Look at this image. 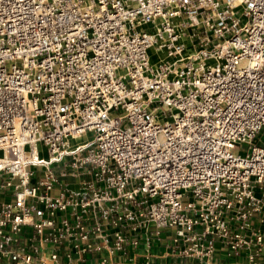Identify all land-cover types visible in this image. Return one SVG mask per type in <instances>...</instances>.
Returning <instances> with one entry per match:
<instances>
[{
    "label": "built area",
    "instance_id": "2783aa9c",
    "mask_svg": "<svg viewBox=\"0 0 264 264\" xmlns=\"http://www.w3.org/2000/svg\"><path fill=\"white\" fill-rule=\"evenodd\" d=\"M262 131L264 0H0V264H264Z\"/></svg>",
    "mask_w": 264,
    "mask_h": 264
},
{
    "label": "crops",
    "instance_id": "0c3cea01",
    "mask_svg": "<svg viewBox=\"0 0 264 264\" xmlns=\"http://www.w3.org/2000/svg\"><path fill=\"white\" fill-rule=\"evenodd\" d=\"M169 235L170 233L168 231H164L158 237H152V247L150 248V254L148 256L150 264H181L172 254L173 248L169 245ZM133 254L127 257L131 263L142 264L145 261L141 251ZM215 260L217 264H235L236 262L234 258L229 257L225 250L221 248ZM240 261L245 262V259L242 257ZM88 263L86 262V264Z\"/></svg>",
    "mask_w": 264,
    "mask_h": 264
},
{
    "label": "rangeland",
    "instance_id": "374dc122",
    "mask_svg": "<svg viewBox=\"0 0 264 264\" xmlns=\"http://www.w3.org/2000/svg\"><path fill=\"white\" fill-rule=\"evenodd\" d=\"M159 57H162V55H160ZM258 137H261L262 139H264V132H263V131L260 132L259 135H258ZM258 137H257V138H258ZM85 138H86V135H82V136L79 137L78 139H74V140H72V141H73V143H78V142L84 140ZM247 147H248V145H246V144H242V145L240 146L241 149H246Z\"/></svg>",
    "mask_w": 264,
    "mask_h": 264
},
{
    "label": "bare ground",
    "instance_id": "6f19581e",
    "mask_svg": "<svg viewBox=\"0 0 264 264\" xmlns=\"http://www.w3.org/2000/svg\"><path fill=\"white\" fill-rule=\"evenodd\" d=\"M159 56H160V55H159ZM159 56H158V57H159ZM158 59H159V61H161V62L164 61V60H167L166 57H164L163 55H162V57H159ZM156 64H157V62H154V65H156ZM82 135H84V134H79V135H77V136H74L72 139H69V140H68V143H69L70 145L73 144V141H72V140H74V139H78V138L81 137Z\"/></svg>",
    "mask_w": 264,
    "mask_h": 264
}]
</instances>
